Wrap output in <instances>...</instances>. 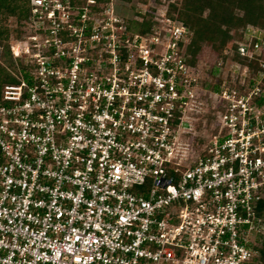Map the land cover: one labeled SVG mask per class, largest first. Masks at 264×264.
<instances>
[{
  "label": "built area",
  "instance_id": "built-area-1",
  "mask_svg": "<svg viewBox=\"0 0 264 264\" xmlns=\"http://www.w3.org/2000/svg\"><path fill=\"white\" fill-rule=\"evenodd\" d=\"M97 4L31 0L33 32L10 42L29 76L0 97V264H250L264 69L229 57L214 78L177 14L141 33ZM237 44L264 68L262 29Z\"/></svg>",
  "mask_w": 264,
  "mask_h": 264
},
{
  "label": "trees",
  "instance_id": "trees-1",
  "mask_svg": "<svg viewBox=\"0 0 264 264\" xmlns=\"http://www.w3.org/2000/svg\"><path fill=\"white\" fill-rule=\"evenodd\" d=\"M67 3V0H62ZM72 6L79 0H69ZM96 10L102 9L110 0H96ZM125 3L133 0H120ZM146 1V0H139ZM31 0H0V97L2 89L6 84L18 83L19 78L15 73H22L28 78V67L22 58H15L10 49L11 30L2 26L3 20L7 21L15 17L19 24H22V18L27 19L31 14ZM82 10L81 7H79ZM178 11L179 18L186 24L192 33L191 44L187 48V54L190 56V62L196 64L200 60L203 50L211 48L217 54L216 64L210 73L215 78L218 68L215 69L220 59L225 63L229 59L239 60L244 64H249L256 73L259 69H264L260 65L258 58L248 60L243 57L238 50L237 41L244 39V31L252 26L263 30L264 36V0H182V6L178 3H172L170 14ZM144 20L128 19L130 28L133 31L146 33L151 31L154 26L153 15H143ZM16 38L22 37V30L17 28ZM225 66V64H224ZM225 71L223 67L221 74ZM223 75L217 77L218 82L213 85L219 89L223 81ZM261 212L264 216V202L261 206ZM259 254L250 264H264V239L258 246Z\"/></svg>",
  "mask_w": 264,
  "mask_h": 264
},
{
  "label": "rangeland",
  "instance_id": "rangeland-1",
  "mask_svg": "<svg viewBox=\"0 0 264 264\" xmlns=\"http://www.w3.org/2000/svg\"><path fill=\"white\" fill-rule=\"evenodd\" d=\"M79 1L80 3L76 2V5L73 6L76 12L79 7H82L88 3V0H79ZM114 2L118 6L120 14L123 15L127 20L142 15L140 14V11L146 10L148 14H151L153 15V17H155L160 10L169 9L170 12L172 3H178L179 7L182 6V0H146V1L133 0L132 2L129 3H125L120 0H114ZM67 3H70V1L67 0ZM176 14L179 15L178 11H174L172 13V15H176ZM2 26H4V28L8 27L11 30L12 34L9 36L11 42L13 39L16 38L15 35H17L16 33L17 28L20 27V29L22 30V37H24L29 34H32L35 24L31 22L30 14H29L27 19L22 18V24H19L15 17H11L7 21L3 20ZM216 61H217L216 52L209 47L205 48L200 56V63L202 67H209V69H212L213 66L216 64ZM222 74H224V77L227 76L228 70L225 69V71Z\"/></svg>",
  "mask_w": 264,
  "mask_h": 264
}]
</instances>
